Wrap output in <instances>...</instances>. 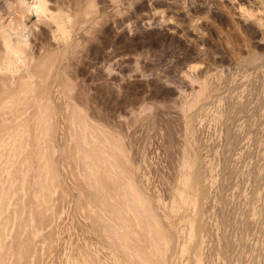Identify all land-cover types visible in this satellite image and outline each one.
<instances>
[{"label": "rangeland", "instance_id": "1", "mask_svg": "<svg viewBox=\"0 0 264 264\" xmlns=\"http://www.w3.org/2000/svg\"><path fill=\"white\" fill-rule=\"evenodd\" d=\"M34 2L0 0V56L4 38L21 39L30 53L25 62H31L30 70L39 68L26 78L25 64L12 56L19 73L16 89L0 99V156L6 112L23 106L31 93L41 95L36 82H52L59 75L62 86L52 83L51 92L53 105L62 108L58 147L49 148V157L60 159L56 167L62 183L52 181V205L45 211L51 216L43 227L29 214L37 205L32 185L26 189L15 182L8 218L0 214L2 264H24L13 240L29 236L34 250L27 264H137L134 255H151L142 218L126 212L125 227L78 190L87 178L75 160L83 155L77 151L78 123L69 117L75 107L119 139L133 168L131 178L166 237L162 264H264V0H46L42 15L32 9ZM3 85L0 80L2 97ZM34 111L30 107L23 116ZM32 121L36 135L44 124L38 113ZM66 124L73 127L66 144L75 145V151L62 157L60 147L67 146L70 135ZM188 179L192 186L186 185ZM179 193L196 198L197 205L176 218L173 204ZM91 219L114 224L134 247L119 246L108 229L98 233ZM199 222L202 231L196 228ZM192 224L195 234L190 236Z\"/></svg>", "mask_w": 264, "mask_h": 264}, {"label": "bare ground", "instance_id": "2", "mask_svg": "<svg viewBox=\"0 0 264 264\" xmlns=\"http://www.w3.org/2000/svg\"><path fill=\"white\" fill-rule=\"evenodd\" d=\"M127 3L125 1V4H127ZM22 9H24V7H22ZM32 9L38 15L44 14V12L47 10L46 0H35V2L32 5ZM121 12H123V11L121 10ZM46 14H48V13H46ZM232 14H233V12H232ZM168 15H169V13H168ZM52 17H53V15H52ZM258 21H260V20H258ZM190 23H191V20H190ZM192 24L193 23H191V25ZM233 29H235V27ZM60 30L63 31V28L60 27ZM199 31H200V29H199ZM233 34H234V31H233ZM233 34H231V36ZM234 36H235V34H234ZM236 39L234 37V40H236ZM244 40H246V39H244ZM4 43H5L4 54L0 56V74L9 73V75H7V76L0 75V80H2L3 84H4L3 85L4 90L2 91V94L4 96L3 97L0 96L1 101L5 100L9 96L8 94H10V92L13 93V90L16 89L15 74L19 73V72L17 71V68L14 65V61L12 60V56L17 57L19 63L22 62L23 64H25V66L27 68V73H25V76L23 75L24 77H26V78L32 77L34 72L36 74L39 71V70H37L39 68H36V69L33 68L30 70L29 67H30L31 62L30 63H28V61L25 62L26 61L25 57L27 55H30V53H28L27 48H26V45H27L26 42H24L21 39L13 41L9 37H6V38H4ZM241 43H242V41H241ZM230 53H232V52H230ZM234 58H232V59H234ZM18 67H19V65H18ZM55 69H57V67ZM32 70H37V71L32 72ZM42 72L44 73L45 70ZM58 73L59 72L55 71V75H58ZM44 74H46V72ZM52 75H54V72ZM40 76H42V75L40 74ZM44 76H46V75H43V77ZM49 76H50V73H49ZM19 77H20V75H19ZM14 78H15V80H14ZM51 78L52 77H50V81H51ZM17 79H19V78H17ZM60 79L61 78H59V75H58V76H56V80H55V78L52 79V82H48V81H47V83L36 82V84L38 83L37 88H39L38 90H39V92H41L39 94H41V95H35V94L31 93L30 95H28L27 101L24 102L23 106H21V105L17 106L16 105L10 111L6 112V114H8L9 116L6 117L5 119H3L2 129L4 131H6V134L4 135L5 144H4V147L2 149L3 155L0 156V214H4L5 215L4 218H8V214H5V210L8 207V205L10 204L9 203L10 200H9L8 196L10 195V192L13 190V187H14L15 182L17 180L20 181L22 186L26 187V189L28 188L27 186L32 185L33 193L36 194L37 205H36L35 209H33V210L30 209L29 214H31L30 215L31 218L33 220H35L39 224V226L41 225L44 227V225L48 222L47 220L49 219V215L51 216V214L47 215L45 213V211L48 208H50L49 202L51 199L50 198L51 195L49 192H51L50 188L52 185V181L54 178H56L59 182L62 183V179L60 177L61 173L60 174L58 173V169L60 170V168L58 167V169H57V167H56V166H58L59 163H61V161L58 158V156H57V159H54L53 161L49 157V151H50L49 148L52 146L58 147L57 138L59 135H58V130H57V128H58L57 124L59 122V112L61 111L62 108H60L61 106L59 104L58 105L60 107H58L57 104H56L57 107L55 105H53V102H52L53 99H51V92H53L52 91L53 90L52 83H55V85H56V81H60ZM62 81L63 80L60 81V83H61L60 86H62ZM31 83L29 81V85ZM68 85H69V83H68ZM35 88H36V85H35ZM62 89H61V91H62ZM69 89H70V86H69ZM0 90H2V88ZM57 91H59V90H57ZM53 94H54V92H53ZM41 99L42 100L44 99V103H41V101H40ZM72 105L74 106V104H72ZM30 107H34L35 111L33 113H30L31 115L24 117L23 116L24 113ZM51 108H59V109H57V111H55L52 114V112L50 110ZM76 110H77V108L75 107L74 111L72 110L73 111L72 115L69 117H71L72 119L74 118L77 121L76 123H78V126H76V127H78L77 128L78 132L76 131L78 134L77 144H79L77 151L79 152L81 150L83 155H81V157L79 156L80 159H75V160L79 161V163H80L79 165H81L80 169H82V171L85 173L86 178H87L85 185L81 183L83 185V187L81 189H78V190L83 192V194L85 195L84 198H86V201L91 202L93 204H96V206H99L100 209H102L104 211H110L111 214L107 213V215H106L108 219H110V220H112V219L122 220L123 223H125V227H128V225H129V224L127 225V223L125 221L126 220L125 219L126 218V212H128V211L132 212V217H134V218H137V219L142 218L143 223H144V226H143V228H144V239L146 242V246L151 249V255L150 256H148V255L144 256V255H142V254L140 255L138 253V254L134 255V257L137 258L135 263H137V264H162L163 261L166 260V256L168 253L166 237H165L164 233L161 231V229L159 228L157 222L155 221L156 218L154 219L153 214L150 212V210H149L150 206L148 207V205H147V203L143 197L144 195L143 196L141 195L142 191L140 194L138 189L136 188V186L134 184V181L131 178V173L133 172L132 171L133 168H131L128 165V159L125 157L123 150L119 146V143H118L119 139L118 140L115 139L113 136L110 135V133L101 129L100 127L95 125V123L91 122L90 121L91 119H88L87 115H85L84 113H81L80 111H76ZM30 112H31V110H30ZM41 112H42V114H41ZM36 113H38V117L40 118V121H39V123L41 122L40 125H42V122H43L44 126H43V128H42V126H40L41 128L39 129L38 134L35 135L33 133L32 129H30L31 125H29V124H30V121H32V116L36 115ZM63 116H65V114ZM69 122H70V120H69ZM69 122H68V124H69ZM39 123H37V124H39ZM32 124H33V121H32ZM66 126H67V124H66ZM68 126H67V129L70 132V135L67 136V139L65 140V144H66V141L70 140L69 137L72 135L71 132L73 131V129H72L73 127H71V125H70L68 128ZM23 128L26 129L25 132L28 135L24 136L21 133V130ZM41 131L43 133H45V135H46V138L44 140L42 137L43 133L40 136ZM68 131L66 130V132H68ZM66 134H68V133H66ZM73 135H74V133H73ZM7 139H11V140H8V142H7ZM83 140L84 141L86 140L91 144L90 149H88L84 145ZM37 141H38V143H37ZM72 143L74 144V142H72ZM37 144L39 145L38 150L36 148ZM61 145H63V144H61ZM61 147H60V152L63 155H64V153H71L75 149V145H74V147H72L73 148L72 149L71 146H69V144L67 146L63 145L64 148H62V149H61ZM32 154H34V156L36 154L37 155L35 157H33ZM62 154H61V156H62ZM71 154H73V153H71ZM59 157H60V155H59ZM62 157H66V156L64 155ZM62 157H60V158L62 159ZM34 158H36V160H34ZM40 159H42V161ZM64 163H66V161L63 162V164ZM74 164H76V162ZM74 164H72V165H74ZM70 165H71V161H70ZM65 166H67V165H65ZM192 167H193V165H192ZM75 169H76V167H75ZM71 171H73V170L71 169ZM75 172L72 173L73 176H74ZM195 175H193V176H195ZM188 178L190 179V175H188ZM189 179L187 180L186 185L192 186V182ZM194 179L195 180H193V179L192 180L197 181V177H195ZM77 181H78V177H77ZM79 181H81V180L79 179ZM64 183H65V181H64ZM66 183H68V182H66ZM201 185H203V184H201ZM64 188H66V187H64ZM16 189H17V187H16ZM201 189H202V187H201ZM31 192H32V189H31ZM202 194L204 195V193H201V195ZM18 196H20V195L18 194ZM79 197L80 196H78L77 198H79ZM30 198H31V196H30ZM199 198L201 199V197H199ZM202 199H203V197H202ZM83 202H85V201H83ZM81 204L83 205L84 203H82V201H81ZM26 205H27V203H26ZM51 205H52V203H51ZM196 205H197V199L196 198L194 200L191 197H187L183 193H179V194L175 195V201L173 204V208L176 211L175 217L180 218V217L186 216L190 210L195 209ZM18 206H20V205H18ZM151 206H152V204H151ZM17 209H19V208H17ZM95 209H96V207H95ZM152 210H153V208H152ZM16 211H18V210L13 209L12 212L15 213ZM102 216L103 215H101V214L99 215V217H102ZM96 219H97V217H96ZM91 220H93V222H94V224L92 223V225H93L92 229L98 230L99 231V232L97 231L98 233H101V231L108 229V231H110V233H111V235H109V237L111 239L115 240V242L118 243L119 246H124L126 248V250L134 247V246L133 247L130 246V244L128 243L129 240L124 234L118 233L116 231L115 225L108 222L109 220H107L108 223H106V224H99L98 223L99 220H98V222H97L98 224H97L94 221V219H91ZM114 221L115 220H113V222ZM199 221H200V215H199ZM24 222H26V221H24ZM21 224H23V223L21 222ZM32 227L30 229H32ZM196 228L200 229V231H202V229H204L205 226L199 222V224L196 226ZM95 230L93 232H95ZM52 232L53 231H51L50 236H51V234L53 235ZM171 232H172V230H171ZM203 232H204V230H203ZM174 234H176V232H172V235H174ZM194 234H195V226H194V224H192V225H190V234L188 233V235L191 236ZM99 235H101V234H99ZM24 236H25V234H24ZM24 236H23V238H24ZM52 239H53V237H52ZM134 239H135V237H134ZM13 241L15 244V246H13V248L14 247L16 248L14 250H16V252H17L16 254H18L17 255L18 258L17 257L16 258L17 259L23 258L22 263H24V264L29 263L30 260H29L28 254H30L32 252V250H34L33 240L31 238V236H29V238L26 237L23 240L20 238H15V240H13ZM138 241L136 239V242H138ZM196 241L198 242V240H196ZM12 244H13V242H12ZM137 244H139V242ZM113 246L115 247L117 245H113ZM1 247H3V245L0 243V248ZM116 249H118V247ZM143 250H145V249L143 248ZM8 253H9V251H8ZM145 253H146V251H145ZM170 255H171V253H170ZM5 256H6V253H5ZM5 258L0 256V264H2L5 261Z\"/></svg>", "mask_w": 264, "mask_h": 264}]
</instances>
